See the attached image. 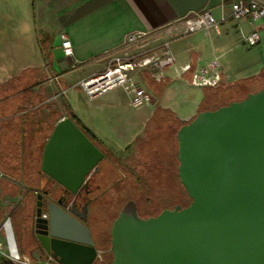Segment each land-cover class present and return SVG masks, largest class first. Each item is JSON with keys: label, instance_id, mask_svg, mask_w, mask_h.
<instances>
[{"label": "crops", "instance_id": "crops-1", "mask_svg": "<svg viewBox=\"0 0 264 264\" xmlns=\"http://www.w3.org/2000/svg\"><path fill=\"white\" fill-rule=\"evenodd\" d=\"M204 10L212 13L217 27L207 32L196 29L182 33L177 22ZM228 25L240 30L243 26L252 27L247 21L235 22L231 18L228 0H0V89L13 105L4 112L15 119L14 123L7 122L6 127L0 123V131L13 130V124H17L21 131L20 147H29L32 139H26L25 131L36 127L46 135L49 130L42 144L41 161L43 147L55 123L67 117L63 106L66 104L97 140L100 150L106 153L103 160L110 162L111 172L115 170L119 174V165L125 167L135 161L141 147L153 137L171 139L165 148L160 146L158 150L161 164L171 166V157L176 154L175 132L200 111L207 89L191 84L194 71L216 61L221 82L226 84L253 77L264 67L263 61L248 74L221 62L219 48L224 43L221 29L227 30ZM170 26L174 28L172 33L167 31ZM132 32L156 34L155 44L168 41L174 57V65L165 71L163 81H157L149 71L134 75L137 83L151 95L150 103L133 109L121 88L87 100L77 83L104 70L119 54L124 37ZM212 32L214 35L210 36ZM201 33L210 37L209 45L200 38ZM62 35L71 42V57H65L61 52ZM186 67L189 70L186 71ZM74 74L77 76L72 77ZM33 81L39 82L28 88ZM56 97L63 99L62 103L56 101L53 106L57 120L32 125L34 121L30 116L37 109L35 106L42 107ZM39 100L37 105L28 106ZM8 145L11 146V142ZM21 186L25 192L30 189ZM96 202L97 199L92 200L90 206ZM7 222L8 239L4 236V245L9 254L17 256L11 219ZM94 223L89 221L86 226ZM20 226L24 230L22 222ZM90 234L99 252V259L94 264H105L106 253L100 249L104 236ZM21 257L26 264L41 259L30 243L28 253H22Z\"/></svg>", "mask_w": 264, "mask_h": 264}, {"label": "water", "instance_id": "water-1", "mask_svg": "<svg viewBox=\"0 0 264 264\" xmlns=\"http://www.w3.org/2000/svg\"><path fill=\"white\" fill-rule=\"evenodd\" d=\"M176 139L177 175L190 203L142 218L128 200L111 224V264H264V86L197 112ZM103 159L69 118L55 123L41 154L32 218L38 251L55 264L99 259L87 203L82 209L73 201L80 216L54 192L78 196Z\"/></svg>", "mask_w": 264, "mask_h": 264}, {"label": "rangeland", "instance_id": "rangeland-1", "mask_svg": "<svg viewBox=\"0 0 264 264\" xmlns=\"http://www.w3.org/2000/svg\"><path fill=\"white\" fill-rule=\"evenodd\" d=\"M261 25V22H257L255 25H252V27L243 26L242 30L238 27H230L229 25L227 30L221 29L222 36L224 37V43L219 48L221 62L226 63L230 67H234L236 70H245L246 73L251 74L252 70L257 68V66L264 61V32L260 31V41L256 45H248L244 42V38L253 29L260 30ZM212 35H214V32H212L210 36ZM200 38L209 45L208 41L210 37L201 33ZM260 71L257 72V75L260 74ZM262 72V75H264V70ZM257 75H255L253 79H255ZM76 76L77 75L74 74L72 77ZM262 83L264 82L261 81L256 87L259 88ZM55 99H51L50 102L42 107L35 106L34 102L31 103V105L37 108L34 109L33 114L30 116L31 120L34 121L32 125H36V123L39 125L42 122L54 118L52 117L54 115V103L56 101L62 103L63 101V99L59 97ZM1 116L0 114V117ZM56 118H58V114H56ZM14 132L15 131L9 129L4 132L0 131V211L2 215V221L0 222V257L11 261L13 264H26L25 259H23L21 255L22 253H28L29 243L32 248L38 250V245L32 231V218L36 201L34 190L39 187L40 159L38 160L37 156H34L33 151L36 147L33 148V150L30 148L31 151L29 152V147L21 146L19 149H15L17 152L16 155L13 153L14 151L8 143ZM39 132L40 129L35 127L30 131H25L24 136L27 140L30 138V140L32 139L33 141L35 138L40 137ZM18 137L21 138L20 135H18ZM163 140V142H169L166 141L167 139L165 138H163ZM173 143L175 144L174 141ZM30 154L32 156H30ZM171 158L173 159V164L171 166L168 164L167 166L158 164L161 170H157L154 174L152 173L154 166H151V164L157 163L153 161V158H151L149 154L145 155L144 152L139 153L135 161L129 162L128 166L124 167L123 165H119L121 180L124 179V181L128 183V176L131 175L140 176L143 183L145 181L141 192L137 194L139 196L137 199L138 212L142 217H147L150 214H157L163 205L166 206V202H168L166 200H169V197H173L172 199L170 198L173 200V203H176L177 200L180 199L179 196H176V193L182 192L176 178L177 161L174 155H172ZM5 175L9 177L5 178ZM21 184L28 186L30 188L29 191L25 192ZM101 185L102 190L97 192V202L89 206V218L87 223H89V221H94V224H88L90 232L93 236L103 234L105 242H107L110 239L111 224L117 212V210L113 209L114 205L109 201L115 200L117 195L115 197L113 192L114 182L111 181L110 186H106L103 182H101ZM129 188H132V185H129ZM171 191L172 193L169 196L167 192ZM6 195L9 197L5 198ZM4 201L7 205L3 204ZM116 201H118L116 206H120V198H117ZM8 218L11 219L12 232L18 248V259L11 258L4 245V227L5 224L8 223ZM20 222H22L24 230L21 229ZM9 234L12 239L11 230ZM109 247L110 243L107 244V251L104 257L106 264L112 261L111 252L108 250ZM40 255L42 254L40 253ZM43 258L37 259L39 261ZM31 263L34 264L35 262Z\"/></svg>", "mask_w": 264, "mask_h": 264}, {"label": "built area", "instance_id": "built-area-1", "mask_svg": "<svg viewBox=\"0 0 264 264\" xmlns=\"http://www.w3.org/2000/svg\"><path fill=\"white\" fill-rule=\"evenodd\" d=\"M230 16L235 22L247 21L249 25L261 22L259 29H253L248 33L244 42L248 45H256L260 41L259 33L264 32V0H228ZM217 20L209 10L195 13L192 16L180 19L177 25L182 27V33L200 29L209 31L217 27ZM174 28H167L172 33ZM156 34L145 32L128 33L121 44L118 55L113 57L109 65L101 72L80 80L77 83L87 100L105 94L106 92L121 88L129 97V105L133 109H139L148 105L151 95L141 87L134 78L138 72L149 71L157 81L164 80V73L174 65V57L171 54L168 41L155 44ZM61 52L65 57L73 55L70 40L61 36ZM185 70H189L186 67ZM222 77L216 61L197 68L191 76V84L198 87H214L221 82ZM46 214H42L45 217ZM9 256L18 259L12 253ZM35 264H55L50 258H43Z\"/></svg>", "mask_w": 264, "mask_h": 264}, {"label": "trees", "instance_id": "trees-1", "mask_svg": "<svg viewBox=\"0 0 264 264\" xmlns=\"http://www.w3.org/2000/svg\"><path fill=\"white\" fill-rule=\"evenodd\" d=\"M263 70H264V67L261 69V71L259 72L260 74L258 73L259 75H257V77L255 79H253L254 78V76H253V77H250L247 79L239 80V81L234 82V83H226L225 84L223 82H219L214 87H206L207 89H206L204 99L202 101L200 111L215 110L221 106L227 105L228 103H230L232 101H240V100L244 99L247 95L258 91L259 89H261L264 86V83H262L259 88L256 87L257 84H259L261 81L264 82V75H262ZM38 82L39 81H33V83H31L30 86H28V88H32L33 86L37 85ZM1 90L2 89H0V114L2 116L0 117V123L2 124V126L6 127L7 122L8 123H14L15 119L12 117H7L6 112H4V110L12 104L9 100L6 99V97H4L5 91L4 90L1 91ZM39 102H41V100H39L37 102L35 101L34 105H37V103H39ZM18 105L20 106V104H18ZM34 105H28V106L31 107ZM63 106H65L67 118H69L89 138V140H91L99 148L100 146H99L97 140L93 137V135L81 124V122L76 118V116L67 108L66 104H64ZM52 117H54V118H52V120H49V121L47 120L45 122L53 123L57 120L56 113H54V115ZM13 125L15 128L12 131H15V132L12 135V137H10V142H11V147L14 151L13 153H15V155H16L17 152L15 149L16 148L19 149V147H20L18 135H20L21 131L17 128V126H16L17 124H13ZM180 126L178 127V129L180 128ZM178 129L175 132V139H174V141L176 143L175 159L177 156L176 134H177ZM4 131H6V130L3 129L2 132H4ZM44 132L45 131L40 130V132H39L40 137L35 138L34 141H32V145H30L28 148L31 151V149L33 150V148L36 147L34 149L33 153H34L35 157L37 156L38 160L40 159L39 153H41L42 144L44 142V139L47 138V134H48L49 130H46V135H43ZM164 138L167 139L166 141H169L168 140L169 138H167V137H164ZM39 139H40V141H39ZM153 139H154V141H153ZM36 141H38V142L36 145H34L36 143ZM163 141H164L163 138L160 139L157 137H155V138L153 137V138L149 139V141L143 147H141V153L144 152L145 155L149 154L151 156V158H153V161H155L157 163V164H155V163L151 164V166H154V169H155V170L153 169V172H152L153 174L155 172H157V170L158 171L161 170L158 167V164L161 165V163L159 161L158 150H159L160 146H164V148H165L166 144L168 145V142H163ZM103 154L105 157H107L106 153L103 152ZM176 161H177V159H176ZM39 162H40V160H39ZM109 163H108V161H106V159L100 163V172L95 176V180H93V185H92L93 191H92V195L90 198L93 201L97 199V195H98L97 192L102 190L101 182L105 183L106 186H109L111 181H112V182H114L113 192L115 194V197L117 195V198H120V202H121L120 206H116V203L118 202V201H116L117 198L115 200L113 199L112 201H109L111 204L114 205L113 209L117 210L116 216H117L118 212L120 211V209L122 208V206L128 200H133L135 202L136 207H137V213L139 215L138 206H137L138 205L137 199L139 198V196L137 194H139L141 192L142 186L144 185L145 181L143 183L140 176H131L130 175V176H128V179H127L128 183H126L124 181V179L121 180V178H120L121 176L115 170L113 172H111L113 167ZM162 165L164 166V164H162ZM176 178H177L178 183H179L181 190H182L181 193H176V196H179L180 199H178L176 203H173L172 202L173 200H171L173 197H169L167 205L164 207L162 206L161 210L163 208L173 209L176 205H180L181 207H186L190 203V199L188 198L186 191L184 190V188L182 187V185L179 182V178L177 175V167H176ZM129 185H132V188H129ZM97 186H99V187H97ZM38 189H39V187H38ZM131 193L135 194V195H132ZM171 193H172V191L167 192V194H169V196ZM163 202H166V201H163ZM157 214H150L147 217L155 216ZM139 216L142 217L141 215H139ZM147 217H142V218H147ZM108 243H110V239L107 242L104 241V243L102 245H100V249L105 251V253L107 251V244ZM108 250H109V248H108ZM40 258H43V257L40 255ZM31 262H34V260H31ZM0 264H13V263L7 259L0 257ZM109 264H111V262H109Z\"/></svg>", "mask_w": 264, "mask_h": 264}, {"label": "flooded vegetation", "instance_id": "flooded-vegetation-1", "mask_svg": "<svg viewBox=\"0 0 264 264\" xmlns=\"http://www.w3.org/2000/svg\"><path fill=\"white\" fill-rule=\"evenodd\" d=\"M93 180H95V178L92 179L90 186H84L80 190L78 196L72 195L70 193H65L63 190H61V191L58 190L57 192H54V194H56V199L60 200L61 204H67V206H70L72 211L78 213L80 216H84V212L83 211L82 212L76 211V208H75L76 204L75 203H80V207H82V209L84 208L83 205L85 203H87L86 223H87L88 216H89V206H90L91 201H92V199L90 197H91L92 191H93L92 190L93 189L92 188ZM90 189L92 191H90L89 193L86 194V192L89 191ZM166 201H168V200H166ZM167 203L168 202H166V205H167ZM163 207H164V205H163ZM164 209H168V208H163L162 210H164Z\"/></svg>", "mask_w": 264, "mask_h": 264}]
</instances>
